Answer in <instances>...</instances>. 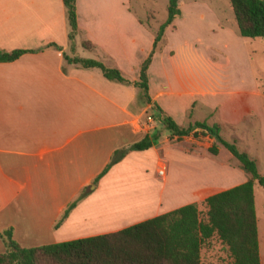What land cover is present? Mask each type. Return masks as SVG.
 <instances>
[{
    "label": "crops",
    "instance_id": "1",
    "mask_svg": "<svg viewBox=\"0 0 264 264\" xmlns=\"http://www.w3.org/2000/svg\"><path fill=\"white\" fill-rule=\"evenodd\" d=\"M76 12L71 49L62 0H0V49H35L0 62V232L11 228L26 247L115 231L187 203L202 207L208 195L247 178L214 158L220 146L217 154L208 152L213 139L200 128L180 137L160 131L134 84L66 61L64 53L98 59L134 81L152 47L154 34L126 2L76 0ZM83 39L94 47L83 48ZM197 67L193 50L186 56L155 51L147 70L151 100L182 126L206 120L221 130L253 110L249 96L262 94L256 82L251 90L224 88L202 81ZM218 89L221 98L206 96ZM202 104L207 115L198 117ZM153 133L150 147L128 151L93 182L115 149ZM84 187L87 194L59 222Z\"/></svg>",
    "mask_w": 264,
    "mask_h": 264
},
{
    "label": "trees",
    "instance_id": "2",
    "mask_svg": "<svg viewBox=\"0 0 264 264\" xmlns=\"http://www.w3.org/2000/svg\"><path fill=\"white\" fill-rule=\"evenodd\" d=\"M229 1L239 34L244 37H264V0ZM62 3L68 26L67 37L70 48L73 49L78 34L76 0H62ZM180 14L177 0H169L166 18L159 24L152 47L140 63L138 77L134 81L126 79L119 68L107 66L98 59L69 56L65 53L64 58L81 67H97L108 80L137 86L143 100L151 103L154 118L171 135L180 137L191 131L196 135L193 129L200 128V133L213 139V143L207 148L208 152L217 154L218 145L221 144L238 161L247 175L246 180L208 195L203 200V211L196 202L187 203L107 233L26 247L13 239L11 228H6L0 232L5 246L4 251L0 252V264H203L201 249L212 237H216L222 244L228 258L226 264H261L253 185L257 182L264 190V175L258 170L257 160L247 151L239 149L235 141L224 139L219 123L195 120L182 126L152 101L148 92L147 70L152 56L158 49L165 28ZM80 44L85 49L94 47L85 39ZM47 45L60 48L54 42ZM33 50L35 49H0V62L14 60L22 53ZM156 139L157 134L153 133L128 146L115 149L93 182L128 151L146 149ZM86 194L84 187L64 209L59 222Z\"/></svg>",
    "mask_w": 264,
    "mask_h": 264
},
{
    "label": "rangeland",
    "instance_id": "3",
    "mask_svg": "<svg viewBox=\"0 0 264 264\" xmlns=\"http://www.w3.org/2000/svg\"><path fill=\"white\" fill-rule=\"evenodd\" d=\"M121 1L126 2L134 15L146 25L147 34H155L159 24L166 18L169 0ZM177 5L181 14L165 28L156 52L166 56L167 50L169 53L174 50L186 56L189 50L195 51L201 80H217L219 84H226L224 88L243 87L251 90L253 82L258 84L262 94L249 96L254 104L253 110L233 126L223 127L220 133L224 139L235 141L239 149L255 158L259 172L264 175V37H244L239 34L229 0H177ZM220 92L221 89H218L217 95L206 96L218 99L224 96ZM196 114L198 117L207 115L206 106L202 104L198 107ZM159 130L169 132L161 125ZM172 137L170 135L169 140L176 141ZM201 144L204 141L201 140L200 148ZM218 146L221 150L214 158L230 170V166H233L235 170L237 168L244 172L233 156L230 155L226 162L230 152L221 144ZM151 173L159 177L156 171ZM253 190L260 262L264 264V190L257 182H254ZM199 208L203 211L204 204ZM201 260L203 264H226L227 255L216 237L202 246Z\"/></svg>",
    "mask_w": 264,
    "mask_h": 264
},
{
    "label": "built area",
    "instance_id": "4",
    "mask_svg": "<svg viewBox=\"0 0 264 264\" xmlns=\"http://www.w3.org/2000/svg\"><path fill=\"white\" fill-rule=\"evenodd\" d=\"M150 121H151V119H150V116L148 117V120H147V122H146V127L148 128V124H150ZM136 127L138 128V129H141L142 128V124L140 123V122H137L136 123ZM158 174H160V175H163L164 174V168H163V166H159V168H158Z\"/></svg>",
    "mask_w": 264,
    "mask_h": 264
}]
</instances>
